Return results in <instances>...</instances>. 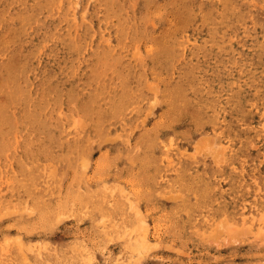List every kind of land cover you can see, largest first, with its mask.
<instances>
[{
    "label": "rangeland",
    "instance_id": "rangeland-1",
    "mask_svg": "<svg viewBox=\"0 0 264 264\" xmlns=\"http://www.w3.org/2000/svg\"><path fill=\"white\" fill-rule=\"evenodd\" d=\"M150 1L0 0V264H264V0Z\"/></svg>",
    "mask_w": 264,
    "mask_h": 264
},
{
    "label": "bare ground",
    "instance_id": "bare-ground-1",
    "mask_svg": "<svg viewBox=\"0 0 264 264\" xmlns=\"http://www.w3.org/2000/svg\"><path fill=\"white\" fill-rule=\"evenodd\" d=\"M99 1V0H98ZM122 1V0H121ZM149 1V0H148ZM152 1V0H151ZM150 1V2H151ZM184 1V0H183ZM74 2V1H73ZM138 2H139V0H138ZM144 2V1H143ZM153 2V1H152ZM151 2V3H152ZM75 3V2H74ZM142 3V2H141ZM145 3V2H144ZM175 3V2H174ZM55 4V3H54ZM59 4H60V2H59ZM59 4H57V5H59ZM73 5V4H72ZM133 5V4H132ZM144 5V4H143ZM73 7H74V5H73ZM146 7H148V6H146ZM145 7V8H146ZM182 7V6H181ZM65 8V7H64ZM63 8V9H64ZM71 8V7H70ZM86 8V7H85ZM113 8H117V7H113ZM124 8V7H123ZM184 8V7H183ZM106 9V8H105ZM129 9V8H128ZM143 9V8H142ZM173 9V8H172ZM181 9V8H180ZM56 10H58V9H56ZM71 10H72V8H71ZM110 10V9H109ZM118 10V9H117ZM146 10V9H145ZM158 10V9H157ZM73 11V10H72ZM111 11V10H110ZM116 11V10H115ZM115 11H114V14H115ZM186 11V10H185ZM117 12L118 11H116V14H117ZM188 12V11H187ZM72 13V12H71ZM112 13V12H111ZM147 13V12H146ZM64 14V13H63ZM62 14V15H63ZM68 14V13H67ZM110 14V13H109ZM73 15V14H72ZM111 15V14H110ZM64 16V15H63ZM118 16V15H117ZM112 17V16H111ZM61 18V17H60ZM119 18V17H118ZM79 19H81V18H79ZM111 19V18H110ZM170 19V18H169ZM81 20H83V19H81ZM71 21H75V20H72L71 19ZM118 21V20H117ZM120 21H121V19H120ZM129 21V20H128ZM40 22V21H39ZM85 22V21H84ZM107 22V21H106ZM122 22V21H121ZM130 22V21H129ZM118 23V22H117ZM122 23H124V21L122 22ZM207 23V22H206ZM121 24V23H120ZM106 25V24H105ZM122 25V24H121ZM73 26H75V24L73 25ZM127 26V25H126ZM116 27H117V25H116ZM119 27H120V25H119ZM136 27V26H135ZM25 28V27H24ZM130 28V27H129ZM56 29V28H55ZM182 29V28H181ZM52 30V29H51ZM100 30V29H99ZM141 30V29H140ZM54 31V30H53ZM74 31V30H73ZM52 32V31H51ZM75 32V31H74ZM55 34V33H54ZM98 35V34H97ZM101 35V34H100ZM163 37V36H162ZM101 39V38H100ZM94 40V39H93ZM63 41V40H62ZM130 41V40H129ZM166 41V40H165ZM60 42V41H59ZM99 42V41H98ZM62 43V42H61ZM89 43V42H88ZM42 44H45V43H43L42 42ZM53 44V43H52ZM58 44V43H57ZM98 44V43H97ZM50 45H51V43H50ZM88 45V44H87ZM86 45V46H87ZM71 46V45H70ZM146 46V45H145ZM83 47V46H82ZM88 47H89V45H88ZM94 47V46H93ZM55 48V47H54ZM69 48H73V46L72 47H69ZM85 48V47H84ZM145 48V47H144ZM151 48V47H150ZM69 51H71V50H69ZM76 51V50H75ZM83 51V50H82ZM73 53V52H72ZM76 53V52H75ZM77 53H78V51H77ZM76 53V54H77ZM102 53V52H101ZM161 53V52H160ZM71 54V53H70ZM76 56V55H75ZM99 56V55H98ZM166 57V56H165ZM125 58V57H124ZM83 59V58H82ZM84 61V60H83ZM70 63V62H69ZM80 63V62H79ZM74 70V68L72 69V71ZM124 74V73H123ZM69 75V74H68ZM25 81H26V79H25ZM27 84H29L28 82H27ZM23 86V85H22ZM176 88V87H175ZM26 90V89H25ZM25 90H24V92H25ZM84 91V90H83ZM89 91H91V93H92V89H90ZM27 92H29V91H27ZM82 92V91H81ZM94 92V91H93ZM86 93H87V91H86ZM89 93V92H88ZM174 95V94H173ZM88 96V95H87ZM175 96V95H174ZM179 96V95H178ZM85 97H86V95H85ZM89 97V96H88ZM81 98V97H80ZM174 98V97H173ZM177 98V97H176ZM175 98V99H176ZM88 103V102H87ZM86 103V104H87ZM163 103V102H162ZM9 104H10V97L9 96H7L6 98H5V106H9ZM144 104V103H143ZM174 104V103H173ZM181 104V103H180ZM32 105V104H31ZM102 105V104H101ZM48 106V105H47ZM33 110V109H32ZM40 111H41V114H42V117L44 118L42 121H40L41 123H39L40 125H39V130H42L41 131V133L43 134V135H47V136H52V134H53V132L54 131H56L57 132V134L58 135H61V136H63V135H67V134H71L70 132H71V130H73L74 129V127H76V125H73V123H75V121L74 122H72V124L70 125V126H66V125H63L62 123H60V122H58V121H54V120H52V119H50L49 120V118H50V112H48L47 111V109L46 108H42L41 107V109H40ZM82 111H83V109H82ZM62 113V112H61ZM12 114V113H11ZM35 114V113H34ZM56 114H59V113H56ZM33 115V114H32ZM60 115V114H59ZM81 115V114H80ZM36 116H37V114H36ZM35 116V117H36ZM32 117V116H31ZM31 117H30V119H31ZM37 118V117H36ZM119 118V117H118ZM18 119V118H17ZM16 119V120H17ZM74 119V118H73ZM14 120V119H13ZM33 120H34V118H33ZM49 120V121H48ZM72 120V119H71ZM18 121V120H17ZM31 121H32V119H31ZM37 122V121H36ZM12 123H14V121H12ZM33 123H35V122H33ZM33 123H31V125L33 124ZM130 123V122H129ZM36 124V123H35ZM124 124V123H123ZM126 124H128V123H126ZM135 124V123H134ZM2 125H4V127H5V134H16L17 135V132L14 130V127L12 128V125H11V122H10V119H9V117L8 116H3L2 117ZM78 125V124H77ZM170 125V124H169ZM153 126V125H152ZM159 126H161V125H159ZM18 127V126H17ZM37 127V126H36ZM78 127H80V126H78ZM136 127V126H135ZM122 130V129H121ZM141 131V130H140ZM139 131V132H140ZM129 132V131H128ZM130 132H132V130L130 131ZM147 132V131H146ZM25 133V132H24ZM114 133H116V132H114ZM120 133V132H119ZM153 134H154V132H152ZM28 134V133H27ZM26 134V135H27ZM31 134V133H30ZM128 133H126V135H127ZM145 134V133H144ZM147 134V133H146ZM156 134V133H155ZM57 135V136H58ZM137 135V134H136ZM135 135V136H136ZM141 135V134H140ZM100 136V135H99ZM113 136V135H112ZM154 136V135H153ZM27 137V136H26ZM30 137V136H29ZM55 137V136H54ZM59 137V136H58ZM57 137V138H58ZM118 137V136H117ZM146 137V136H145ZM155 138V137H154ZM157 138V137H156ZM1 139V138H0ZM46 139V138H45ZM48 139H50V138H48ZM62 139V138H61ZM139 139V138H138ZM155 140V139H154ZM153 141V140H152ZM151 141V142H152ZM156 141V140H155ZM158 144V143H157ZM153 155V154H152ZM140 165V164H139Z\"/></svg>",
    "mask_w": 264,
    "mask_h": 264
}]
</instances>
